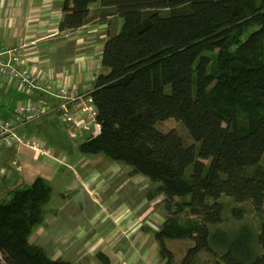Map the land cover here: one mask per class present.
Masks as SVG:
<instances>
[{
    "label": "trees",
    "instance_id": "trees-1",
    "mask_svg": "<svg viewBox=\"0 0 264 264\" xmlns=\"http://www.w3.org/2000/svg\"><path fill=\"white\" fill-rule=\"evenodd\" d=\"M97 1L123 24L104 43L108 72L90 92L99 132L79 150L130 167L157 185L153 193L168 210L175 206L153 234L165 264H174L166 240L194 242L180 264H195L200 252L225 264H264V223L258 234L247 226L234 237L211 230L223 221L222 196L233 201L236 220L246 214L239 204L257 213L264 206V170L257 167L264 154V0H72L59 28L85 25ZM168 118L195 144L156 128ZM51 194L37 177L0 196V264H72L29 241ZM185 210L199 222L180 224L176 216Z\"/></svg>",
    "mask_w": 264,
    "mask_h": 264
},
{
    "label": "crops",
    "instance_id": "crops-1",
    "mask_svg": "<svg viewBox=\"0 0 264 264\" xmlns=\"http://www.w3.org/2000/svg\"><path fill=\"white\" fill-rule=\"evenodd\" d=\"M65 5L71 7L72 0H0V61L6 62L8 50L18 48L25 68L45 83L92 89L96 77L108 72L101 63L102 50L119 21L97 1L89 5L85 25L62 31ZM27 99L50 106L57 103L46 94L25 96L13 82L0 78V117L12 116ZM24 133L54 150L51 157L23 147L0 150V196L30 185L37 177L52 189L43 222L29 237L31 244L42 247L52 260L72 264H165L153 236L161 226L156 207L164 196L152 191L143 195L140 186L155 183L101 154L77 161L74 170L66 163L72 157L63 153L69 134L56 113L28 126ZM14 160L22 166L20 172ZM62 167L72 171L73 185L67 183L65 192L55 194L52 186L64 178ZM120 193L126 201L118 199Z\"/></svg>",
    "mask_w": 264,
    "mask_h": 264
},
{
    "label": "built area",
    "instance_id": "built-area-1",
    "mask_svg": "<svg viewBox=\"0 0 264 264\" xmlns=\"http://www.w3.org/2000/svg\"><path fill=\"white\" fill-rule=\"evenodd\" d=\"M8 54L9 59L6 62L0 61V78L13 82L17 90L25 96L46 94L53 97L57 103L50 106L42 100L27 99L12 116L0 117V150L23 147L51 157L54 153L51 146L23 133V128L39 122L51 113L57 114L60 123L65 126L75 143L83 142L86 133L92 135L99 132L96 121L97 109L91 98L92 89L89 86H84L83 91L74 86L54 87L25 68L18 48L8 50ZM12 163L20 172L22 166L16 160Z\"/></svg>",
    "mask_w": 264,
    "mask_h": 264
},
{
    "label": "rangeland",
    "instance_id": "rangeland-1",
    "mask_svg": "<svg viewBox=\"0 0 264 264\" xmlns=\"http://www.w3.org/2000/svg\"><path fill=\"white\" fill-rule=\"evenodd\" d=\"M162 13H167V12L163 11ZM118 21H119V28L117 27L116 29H113L111 35H115L120 31L122 24H123V19L121 17L117 16L115 19V22H118ZM165 90L167 92H169V87H166ZM35 123H38V122H35ZM35 123H31L30 125L32 126ZM30 125H28V126H30ZM28 126L23 128V133H24V129L28 128ZM156 128L162 132H167L169 130L176 131L186 146L195 144L193 142V140L191 139V137L189 136V134H188L187 130L185 129V127L183 126V124L176 121L173 118H168V119H165V120L157 123ZM24 135L31 137L25 133H24ZM69 138H70V136H69ZM69 142L65 143V147L63 148V153H64V155H69L72 157L70 162H66V163L68 165H70L74 170H76L78 168L77 161L90 160V159L95 157V155L83 154L76 146L73 145V144H75V142L71 138H70ZM102 157L106 158L104 155H102ZM107 160H109V159L107 158ZM257 167L264 170V154L261 157V160L259 161ZM62 168L65 170L64 178L60 180V183L58 185L55 183V185L53 184V186H52L53 192L55 194L57 192H60V191L65 192L64 188H65V185L67 183L73 185L74 176H73L72 171L67 169V167H62ZM252 170H255V169L253 167H247L246 168V171H248V172L252 171ZM191 173H192V166H189L185 170V175L187 177H189ZM140 186H141V188H143L142 189L143 195H145L144 194L145 192H151V191L154 192L156 187H157V185L154 184V185H150V186L144 188L143 183H141ZM118 199L125 200L124 195L122 193H120L118 195ZM175 200L178 201V199H175ZM220 201L223 203V206H224L223 212H222L223 221L218 225L211 226L212 231L219 228V229L227 232L230 236L234 237L239 233L241 228L247 226V227H249V229L252 230L253 233H256V234L259 233L260 226L262 223H264V206H263L262 211L257 213L253 210L250 203L245 202L243 204H239V206H242L245 209L246 214L241 220H236V219L231 217V211H230L231 208L234 206L233 201L227 196H222L220 198ZM209 202H210V200H209ZM170 205H171V209L168 210V208L166 207V203H165L164 199L159 201V203L157 204V207H156V209L158 211L157 212V222H158L159 226H160V224H162V222H164V220L166 218L174 215L173 212L175 210V206H173L172 203ZM176 219L178 220V222L180 224H184V225L193 224V223L195 224V223L199 222V218L191 215L187 210L178 214L176 216ZM193 243L194 242L191 240H166L165 241L166 248L172 252L174 264H180L182 262L186 251L191 246L194 245ZM261 253H264V250L259 247L258 254L261 255ZM217 262H219V264H225L222 261H220L219 259L213 257L212 255H210L206 252H200L194 259L195 264H217Z\"/></svg>",
    "mask_w": 264,
    "mask_h": 264
},
{
    "label": "water",
    "instance_id": "water-1",
    "mask_svg": "<svg viewBox=\"0 0 264 264\" xmlns=\"http://www.w3.org/2000/svg\"><path fill=\"white\" fill-rule=\"evenodd\" d=\"M82 142H80V144H81Z\"/></svg>",
    "mask_w": 264,
    "mask_h": 264
}]
</instances>
